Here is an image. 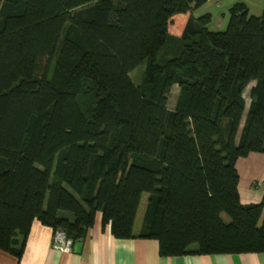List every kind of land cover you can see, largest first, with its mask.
I'll list each match as a JSON object with an SVG mask.
<instances>
[{"label":"trees","instance_id":"trees-1","mask_svg":"<svg viewBox=\"0 0 264 264\" xmlns=\"http://www.w3.org/2000/svg\"><path fill=\"white\" fill-rule=\"evenodd\" d=\"M205 1L0 0V250L20 257L34 220L81 240L100 212L160 256L264 253L235 167L264 153V9L169 33Z\"/></svg>","mask_w":264,"mask_h":264},{"label":"crops","instance_id":"crops-1","mask_svg":"<svg viewBox=\"0 0 264 264\" xmlns=\"http://www.w3.org/2000/svg\"><path fill=\"white\" fill-rule=\"evenodd\" d=\"M236 3L245 4L250 15H260L264 9V0H206L198 8L171 18L179 19V23H174L173 35H181L190 16L197 18L204 14L211 16L210 29H224L228 22V10ZM235 167L239 175L238 192L241 203H259L264 196V153H251L241 157L236 161ZM145 205L146 201L144 210ZM138 213L133 227L135 235L142 228V220L136 224ZM143 214L142 210V219ZM54 236L50 227L34 220L21 256L0 250V264H264V253L160 256L155 239L115 238L108 225H101L100 212L96 213L93 226L86 237L73 242L70 251L55 249ZM17 239L20 240V237Z\"/></svg>","mask_w":264,"mask_h":264},{"label":"rangeland","instance_id":"rangeland-1","mask_svg":"<svg viewBox=\"0 0 264 264\" xmlns=\"http://www.w3.org/2000/svg\"><path fill=\"white\" fill-rule=\"evenodd\" d=\"M179 19L175 18L173 20H171L170 24H169V33L171 35H173V33H175V28H174V23L176 24L179 23L178 21ZM226 27V26H225ZM224 27V28H225ZM174 36V35H173ZM144 70V64L138 66L135 70H133L131 72V78L133 80V82L138 85L141 81V78H142V72ZM178 90V86H173L172 87V93H171V96H170V100H169V107H172L173 104H174V101H175V96H176V91ZM248 91H249V87L246 88L245 92H244V97H245V100H246V104H248L249 102V97H248ZM146 197H147V194L144 193L143 194V197H142V201H141V205L139 207V213H138V217L136 219V224L138 225L141 220H142V210L144 211V204H145V201H146ZM223 219L225 221H228V218L225 214L222 215Z\"/></svg>","mask_w":264,"mask_h":264},{"label":"built area","instance_id":"built-area-1","mask_svg":"<svg viewBox=\"0 0 264 264\" xmlns=\"http://www.w3.org/2000/svg\"><path fill=\"white\" fill-rule=\"evenodd\" d=\"M71 241L65 238V235L62 232H57L54 236L53 247L61 251H70L71 250Z\"/></svg>","mask_w":264,"mask_h":264}]
</instances>
